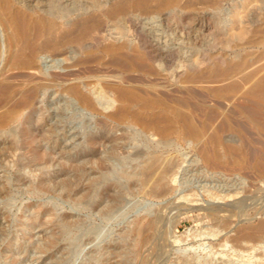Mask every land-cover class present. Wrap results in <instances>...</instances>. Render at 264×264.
<instances>
[{
    "label": "rangeland",
    "instance_id": "rangeland-1",
    "mask_svg": "<svg viewBox=\"0 0 264 264\" xmlns=\"http://www.w3.org/2000/svg\"><path fill=\"white\" fill-rule=\"evenodd\" d=\"M89 1L58 3L68 9ZM249 1L243 5V0H225L214 8L204 0H182L191 6L146 21L147 28L160 27L169 39L170 61L161 59L153 73L128 80H152L172 106L185 99L184 109L203 126L205 136L219 131L220 151L228 144L245 149L243 163L233 161L234 153H225L223 161L212 166L203 159L196 139L173 133L168 145L157 144L133 132L138 126L106 120L99 113L81 114L75 105L64 110L65 98L50 87V100L63 98L58 130L62 149L54 159L43 143L41 152L50 162L46 173L34 164L21 169L28 156L22 157L23 149L0 130V264H264V239L237 237L264 220V175L253 166L256 157L264 156V128L249 114L258 105L263 118L264 104L247 94L264 75V0ZM80 12L75 10L71 17ZM241 25L249 32L238 37ZM1 34L0 40L7 42ZM66 50L57 55L58 70L66 69L77 52ZM240 57L244 62L227 74L211 72ZM94 68L79 70L99 85L102 72ZM113 69L108 65V74ZM24 73L9 69L5 74L19 90L26 81ZM167 113L178 131L180 120ZM142 151L147 156L162 153L181 164L180 178L170 191L150 194L149 180L130 173L142 162ZM220 208L231 210L230 223L222 221ZM67 220L73 224L66 225Z\"/></svg>",
    "mask_w": 264,
    "mask_h": 264
},
{
    "label": "bare ground",
    "instance_id": "bare-ground-1",
    "mask_svg": "<svg viewBox=\"0 0 264 264\" xmlns=\"http://www.w3.org/2000/svg\"><path fill=\"white\" fill-rule=\"evenodd\" d=\"M58 1L0 0V34L8 38L7 42L0 40V65L3 63L0 66V130L8 133L12 145L23 149L22 157L24 154L28 156V159L24 156L27 161L21 162V169L26 170L34 164L46 173L50 162L41 152L43 143L51 148L52 158H59L62 143L58 130L63 105V98L59 95L66 100L62 106L64 110L75 105L81 114L99 113L106 120L138 126V130L133 132L144 133L157 144L168 145L173 133L196 139L203 159L212 166L219 165L225 153H234L236 158L233 161L243 163L245 149L241 145L228 144L225 152L220 151L217 148L222 140L219 131L205 136L203 126L196 125L184 109L185 99L178 100L175 107L164 100L161 90L152 80L128 81L138 80L141 74L153 73L161 67V59L170 61L169 39L159 31L160 27L153 24L147 28L146 21L168 17L180 6L190 7V3H182V0H90L79 8L67 9ZM223 1L204 0V3L219 8ZM249 3V0H243V5ZM75 10L80 13L73 18ZM236 15V11L231 13L229 20L233 22ZM241 26L238 37L249 32L248 26ZM68 48H75L76 55L70 57L66 69L58 70L61 65L57 55L64 54ZM243 62L244 57L237 61L231 59L223 68L212 67L211 72L225 75ZM91 65L96 67L94 70L102 72L99 85L81 75L79 69L84 66L90 68ZM108 65L114 68L111 74H108ZM186 65L190 66L191 62ZM9 69L26 73L21 89L18 90L19 84H14L12 77L5 74ZM230 86L235 88L237 83ZM50 87L60 91L51 100L46 95ZM247 94L264 104V75L253 82ZM168 110L180 120L178 131L172 128ZM249 114L255 116L256 124L264 128V117L259 118L258 105H253ZM203 138L214 144L208 145L202 141ZM138 155L142 162L130 173L149 180L146 186L148 193L163 194L178 182L181 165L178 160L162 153L147 156L142 151ZM253 166L264 175V156L256 157ZM205 187V184L200 185L202 191L206 190ZM217 212L222 221L230 223L231 210L220 208ZM72 224L73 220H67L66 225ZM246 236L264 239V220L247 227L237 237Z\"/></svg>",
    "mask_w": 264,
    "mask_h": 264
}]
</instances>
